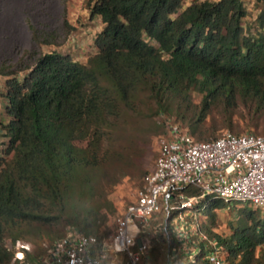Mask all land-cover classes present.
<instances>
[{
  "label": "trees",
  "instance_id": "1",
  "mask_svg": "<svg viewBox=\"0 0 264 264\" xmlns=\"http://www.w3.org/2000/svg\"><path fill=\"white\" fill-rule=\"evenodd\" d=\"M182 2L87 0L89 15L103 27L85 63L51 50L36 56L20 79L18 70L0 66L8 118L4 123L0 111V135L7 138L0 156V264L11 262L19 239L51 245L66 225L99 240L108 234L101 228L113 210L107 195L117 179L104 167L113 153L121 161L117 173L126 165L110 137L114 118L135 111L141 96L198 141L217 136L215 117L231 130L244 109L264 115V0L254 33L243 27L242 0L185 8ZM224 206L208 202L204 230L223 245L230 264H264V212L244 207L242 224L220 235L213 226ZM151 256L156 259L154 250ZM202 256L188 264H203ZM24 257L37 264L39 256L24 250Z\"/></svg>",
  "mask_w": 264,
  "mask_h": 264
},
{
  "label": "built area",
  "instance_id": "2",
  "mask_svg": "<svg viewBox=\"0 0 264 264\" xmlns=\"http://www.w3.org/2000/svg\"><path fill=\"white\" fill-rule=\"evenodd\" d=\"M242 1L245 17L255 8V19L258 0ZM161 117L166 132L155 162L110 233L99 240L66 225L37 264H107L120 256L124 264H154L151 252L157 246L163 248L164 264L194 262L201 251L203 264H230L223 245L204 230L202 213L216 199L227 204L226 209L249 202L264 210V135L222 131L198 141L178 121ZM24 250L30 251L29 245L17 241L9 264H32Z\"/></svg>",
  "mask_w": 264,
  "mask_h": 264
},
{
  "label": "rangeland",
  "instance_id": "3",
  "mask_svg": "<svg viewBox=\"0 0 264 264\" xmlns=\"http://www.w3.org/2000/svg\"><path fill=\"white\" fill-rule=\"evenodd\" d=\"M57 1L59 2V7L61 6L64 9L62 11L64 13V19L67 17L69 19L75 18V23H78L81 17L80 15H78V19L76 20V13L73 12L79 7L77 6V0ZM201 1L203 0H183L182 7L185 6L187 3L192 4ZM85 3L84 5L87 8ZM254 10L255 8L251 12H254ZM251 12H249L247 17H245L242 21L245 32L247 33H254L255 31L254 19L252 17ZM27 15L29 16V13ZM85 19L86 17H82V21H86ZM64 24V20H62V18H59L57 26L54 30L48 31L41 29L35 32L37 35H34L33 32V36H38L40 38H47L51 40L52 44L54 45L53 47L46 46L45 44L39 45L38 42H36L35 46L20 50V52L18 53L20 54L18 58L19 60L16 63H11L10 65H8L7 62L3 61L0 62V66L4 65L13 70H18L17 72L24 71L25 73L26 66L31 65L35 57L41 53L47 52L54 48H56L60 52L71 51V48H69L68 46H60L63 45L61 44V41L66 35V26ZM82 26H84V24ZM84 28L85 30H87V26ZM70 31L71 30L69 29L68 33H70ZM93 48L91 45L84 48V58H88L90 55L93 54ZM193 97L194 100L198 102V94L193 93ZM239 108L241 109L242 107ZM134 109L135 111L123 110L119 115L114 118L115 127L112 131V136L110 137L111 139H114V149L116 151L122 152V160L124 161L123 164L126 165L124 168L122 167L124 171H122L121 173L116 172L120 167L119 162L121 161L116 162L115 159H117V156L115 153L111 154L112 158L109 157L111 159H108V164H105L104 170L109 171L112 175L114 174L113 179L117 180H115L111 191L107 195V200L109 201L113 210L111 211V213L107 214V221L105 225L101 228V231L103 233H110V231L114 228L115 218L133 200L134 194L141 184V178L143 174L149 169H151L155 162L158 153L159 139L166 132L161 115L169 116L170 118L175 120L174 116L157 111L155 112L154 105L150 103L144 96L140 97ZM0 111L1 119L5 123L8 118L4 111L3 100L0 101ZM239 113H243V115H240ZM247 113L248 112L246 111V109H244L233 116V120L237 124H235L231 130L222 125V122L220 121L221 119L219 117H215L217 119L218 124V129L217 131H215L216 135H218L222 131H229L236 134L244 132H255L256 134L264 135V132H262L264 130V115L251 117ZM209 121L210 119L208 120V122ZM179 123L184 126L183 123ZM111 139H109L107 143L110 144ZM3 140L4 136L1 134V149H4ZM82 143L85 144V142ZM1 149L0 156H2ZM225 206H227V204H225ZM225 206L222 209L217 210L215 213V224L213 226V230L214 232L220 235H228L230 234L232 226H238L242 224L243 214L240 210L244 209V207L247 209L255 210L258 214H262L264 212V210H262L261 208L255 209L253 205L249 202H240L236 204L232 203L228 209H226ZM19 242L28 244L30 247V252L37 254V256L39 257L42 256L44 250H46L48 246H50V242L44 240L43 242H36L19 239ZM4 243L6 247L12 248L11 241L9 238H5ZM154 253L156 254V259L151 256L154 261V264H164V252L162 246H157L154 249ZM109 262H111L112 264H124V260L121 256L118 258H113ZM109 262L107 264H109Z\"/></svg>",
  "mask_w": 264,
  "mask_h": 264
},
{
  "label": "crops",
  "instance_id": "4",
  "mask_svg": "<svg viewBox=\"0 0 264 264\" xmlns=\"http://www.w3.org/2000/svg\"><path fill=\"white\" fill-rule=\"evenodd\" d=\"M85 1L87 0H77L79 7L76 9L77 12L76 10L73 12L76 13V20L78 15L81 18L75 23V18L64 19L62 12L64 9L59 7L57 0H0V62H7L8 65L16 63L20 50L33 47L36 42L39 45L53 47L51 40L33 36V32L35 35V32L41 29L52 31L56 28L58 19L62 18L66 26V35L61 41L63 45L60 46L71 48V51L67 52L72 58L85 63L87 58H84V48L89 45L94 47V36L103 27L99 16L89 15V9L84 5ZM82 17H86V21H82ZM67 25L71 28L70 33ZM86 26L87 30L84 28ZM93 50L92 53L95 52V48ZM16 75L20 79L24 71L17 72ZM5 79L6 76L0 74V95L4 91ZM0 97V101L3 100L5 105L6 99L2 95Z\"/></svg>",
  "mask_w": 264,
  "mask_h": 264
}]
</instances>
